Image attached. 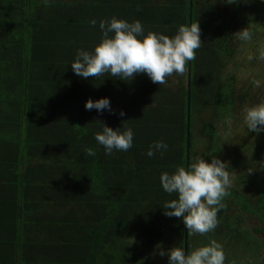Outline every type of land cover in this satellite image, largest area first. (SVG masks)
Masks as SVG:
<instances>
[{"label":"trees","instance_id":"trees-1","mask_svg":"<svg viewBox=\"0 0 264 264\" xmlns=\"http://www.w3.org/2000/svg\"><path fill=\"white\" fill-rule=\"evenodd\" d=\"M113 15L172 35L177 25L189 24V4L0 0V264H159L158 245L184 248L182 221L165 216L162 207L175 197L158 177L186 167L187 65L159 85L144 74L85 80L66 65L78 48L90 50L99 41V20ZM229 16L214 0H193L202 46L191 61L189 163L197 156L196 136L206 140V153H216V123L244 97L226 69L244 43L233 34L254 30L244 14ZM93 18L95 28L88 23ZM104 97L117 114L85 109L87 99ZM96 120L132 128L133 147L106 156L92 135ZM156 140L169 148L149 158ZM227 192L216 229L188 231L186 253L211 239L223 246L225 264L242 263L238 258L248 249L244 264H264V245L240 228L246 219L264 226V191L257 201L238 189Z\"/></svg>","mask_w":264,"mask_h":264},{"label":"clouds","instance_id":"clouds-1","mask_svg":"<svg viewBox=\"0 0 264 264\" xmlns=\"http://www.w3.org/2000/svg\"><path fill=\"white\" fill-rule=\"evenodd\" d=\"M240 0H225L226 4H237ZM91 27H97L95 18L88 21ZM100 38L90 50L78 48L75 57L66 65L80 78L99 79L110 76L122 81H130L137 74L146 75L155 84H164L173 74H183L186 65L196 58V50L202 46L199 22L179 24L172 35L147 30L139 20H128L113 15L99 20ZM234 37L240 42L253 39L250 29L242 28L235 32ZM264 58V49L259 50ZM251 61L253 56H249ZM256 88L264 92V80H254ZM86 110L117 114L111 107L107 97L85 101ZM243 124L251 132H264V94L258 102L246 104L242 108ZM123 116L121 110L118 113ZM98 127L92 131L93 138L103 147L106 156L114 152H127L133 147L134 132L132 128L120 126L113 129L99 120ZM163 140L150 143L146 155L151 158L157 154L163 156L168 150ZM89 156L95 151L86 149ZM194 156L185 167L175 166L174 170L163 171L158 179L162 190L175 198L166 200L162 207L164 215L179 218L187 231L205 235L213 232L219 221L218 212L224 206L222 201L228 195L230 173L228 164L216 156ZM160 256H167L168 264H225L223 246L215 240L194 248L186 253L184 248L173 246L164 250L160 245Z\"/></svg>","mask_w":264,"mask_h":264},{"label":"rangeland","instance_id":"rangeland-1","mask_svg":"<svg viewBox=\"0 0 264 264\" xmlns=\"http://www.w3.org/2000/svg\"><path fill=\"white\" fill-rule=\"evenodd\" d=\"M214 3L220 12L230 15L229 17L233 16L234 13L244 14L246 21L251 24V28L254 30L253 39L243 43L232 62L228 65L226 73H233L237 79L238 89L248 92L247 104L258 102L264 92L256 88L253 81L257 79L264 80V58L259 55V50L264 49V4L259 5L260 3L254 0H240L237 4H226L225 0H214ZM256 14L257 19H254ZM250 55L253 56L251 61L248 59ZM241 110L242 108L238 111L236 109L232 115H227L217 121L219 141L218 148L213 156L225 161L229 166L231 183L228 188L242 187L244 192L249 195L253 194L259 187H264V155L262 157L255 155L256 145L246 135L247 130L243 124ZM258 136L259 134H257ZM196 139L197 141L198 139L201 140L196 142L195 152L198 156H203L205 160H209L212 153H206V140L197 136ZM245 142H247L246 145ZM262 147H264V144H262ZM259 151L264 154V149ZM253 227L261 228V230L255 232ZM240 228L247 230L249 236L260 242L259 245H264V226L262 223L256 219H246L240 225ZM248 251L249 249L242 255L240 254L238 258V261H242V263L239 261L240 264H244L251 258ZM157 262L168 264L167 256L159 255Z\"/></svg>","mask_w":264,"mask_h":264},{"label":"flooded vegetation","instance_id":"flooded-vegetation-1","mask_svg":"<svg viewBox=\"0 0 264 264\" xmlns=\"http://www.w3.org/2000/svg\"><path fill=\"white\" fill-rule=\"evenodd\" d=\"M257 16V14L255 15ZM235 86H236V94L237 93H240L241 95H243L244 97H238V100L235 101V105L233 106L232 108V111L231 113L233 114L234 110L237 109L240 110L241 108H243L246 104H247V101H248V92L247 91H243V90H239L238 87H237V79L235 81ZM236 99V98H235ZM246 135L249 136L250 138V141L251 142H255V155L259 156V157H262L264 154H261V152L259 151L260 149H264V147H262V144H264V132H260L259 133V136L257 137V133H253L251 131H249L247 128H246ZM248 139V138H247ZM258 141V143H256ZM247 142H245L244 144L246 145ZM261 154V155H260ZM228 189H238L241 193V195L245 196L246 198H250L252 200H255L257 201L258 200V197H259V194L264 191V187H259L258 189H256V191L253 193V194H246L244 192V190L241 188H237V187H232V188H228ZM239 207V206H237ZM200 235V234H198Z\"/></svg>","mask_w":264,"mask_h":264},{"label":"water","instance_id":"water-1","mask_svg":"<svg viewBox=\"0 0 264 264\" xmlns=\"http://www.w3.org/2000/svg\"><path fill=\"white\" fill-rule=\"evenodd\" d=\"M189 4V24L192 23V7L193 0H188ZM191 62L187 64V131H186V166L189 164V143H190V103H191ZM188 231L184 227V250L187 252V240H188Z\"/></svg>","mask_w":264,"mask_h":264},{"label":"crops","instance_id":"crops-1","mask_svg":"<svg viewBox=\"0 0 264 264\" xmlns=\"http://www.w3.org/2000/svg\"><path fill=\"white\" fill-rule=\"evenodd\" d=\"M255 19H257V16H254ZM259 20V19H258Z\"/></svg>","mask_w":264,"mask_h":264}]
</instances>
